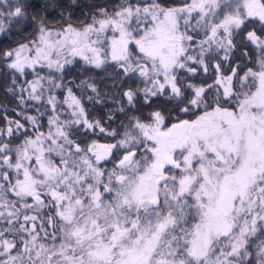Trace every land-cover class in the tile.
<instances>
[{"label": "snow or ice", "instance_id": "1", "mask_svg": "<svg viewBox=\"0 0 264 264\" xmlns=\"http://www.w3.org/2000/svg\"><path fill=\"white\" fill-rule=\"evenodd\" d=\"M88 7L0 48V264H264V0Z\"/></svg>", "mask_w": 264, "mask_h": 264}, {"label": "trees", "instance_id": "2", "mask_svg": "<svg viewBox=\"0 0 264 264\" xmlns=\"http://www.w3.org/2000/svg\"><path fill=\"white\" fill-rule=\"evenodd\" d=\"M26 5V17L20 24L14 25L12 33H0V48H8L16 41L21 40L23 37H28L33 34L39 25L41 19L48 24H53L59 21L61 14L65 17L71 13L73 19L80 18L83 19L82 13L89 12V5L93 3H102L105 0H22ZM242 51V50H241ZM236 56H240V51L236 53ZM235 63V61H234ZM80 68L77 65L73 69V73H76ZM88 73H85L87 75ZM101 75H103L101 73ZM214 75V69H210V74ZM71 78V77H70ZM204 78L203 70L201 69L199 75L195 77L196 82H199ZM8 77L0 74V104H6L8 109L16 107V102L12 100L10 95L5 94V85L7 83ZM210 82V80H209ZM84 102L86 107L89 109L91 117L95 119H107V114L109 109L113 107L111 101H108L104 106L96 105L93 110V106L87 102V97H84ZM18 110V109H17ZM29 114H35V109H29ZM3 109L0 108V115H3ZM10 116H14V112H9ZM117 117H120V113H116ZM43 122L46 124L47 117L42 118ZM112 127H115L120 123V119H114V122L109 121ZM92 136L91 133H89ZM93 138L99 141L108 142L109 138L105 137L103 134H99L97 130V135Z\"/></svg>", "mask_w": 264, "mask_h": 264}, {"label": "rangeland", "instance_id": "3", "mask_svg": "<svg viewBox=\"0 0 264 264\" xmlns=\"http://www.w3.org/2000/svg\"><path fill=\"white\" fill-rule=\"evenodd\" d=\"M99 142L104 143L103 141H99Z\"/></svg>", "mask_w": 264, "mask_h": 264}]
</instances>
